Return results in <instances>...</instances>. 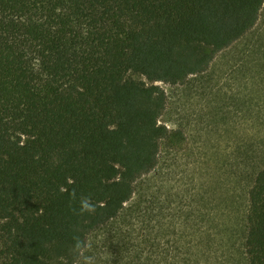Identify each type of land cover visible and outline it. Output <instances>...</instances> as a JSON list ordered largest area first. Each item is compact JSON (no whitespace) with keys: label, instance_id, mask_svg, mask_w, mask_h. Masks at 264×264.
Wrapping results in <instances>:
<instances>
[{"label":"trees","instance_id":"16d2710c","mask_svg":"<svg viewBox=\"0 0 264 264\" xmlns=\"http://www.w3.org/2000/svg\"><path fill=\"white\" fill-rule=\"evenodd\" d=\"M263 5L0 0V264H76L74 236L87 242L123 218L163 143L181 139L160 122L159 84L205 73ZM249 178L235 223L185 224L198 240L167 241L160 264H264L262 157ZM81 196L95 213L73 212Z\"/></svg>","mask_w":264,"mask_h":264},{"label":"rangeland","instance_id":"374dc122","mask_svg":"<svg viewBox=\"0 0 264 264\" xmlns=\"http://www.w3.org/2000/svg\"><path fill=\"white\" fill-rule=\"evenodd\" d=\"M159 85L167 99L160 122L181 139L163 143L157 168L137 183L124 217L94 232L76 264L84 256L95 264H160L167 241L198 240L185 224L237 221L249 172L264 159V5L255 27L205 73Z\"/></svg>","mask_w":264,"mask_h":264},{"label":"clouds","instance_id":"9594fccd","mask_svg":"<svg viewBox=\"0 0 264 264\" xmlns=\"http://www.w3.org/2000/svg\"><path fill=\"white\" fill-rule=\"evenodd\" d=\"M70 199L72 201L76 200V193L75 190L70 194ZM96 204H94L91 200L90 196H81L79 198V210L73 208V212L78 214V215H84L85 213L87 214H93L96 212ZM73 245L70 249V251L73 254L79 255L83 253L85 249L90 248V244H88L86 241L82 240L79 236H74L73 237ZM83 264H95V259L92 256H84L83 257Z\"/></svg>","mask_w":264,"mask_h":264}]
</instances>
